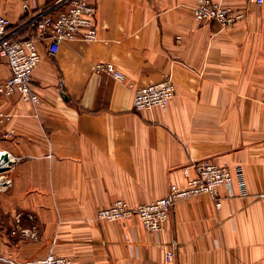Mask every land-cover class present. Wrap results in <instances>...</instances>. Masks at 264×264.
Here are the masks:
<instances>
[{"label":"crops","instance_id":"1","mask_svg":"<svg viewBox=\"0 0 264 264\" xmlns=\"http://www.w3.org/2000/svg\"><path fill=\"white\" fill-rule=\"evenodd\" d=\"M56 0H34L38 9ZM246 19L233 28L195 20L196 0H97L98 40L39 45L34 107L0 95V150L19 159L0 192V264L51 253L74 264H264V6L218 0ZM17 25L21 0H0ZM114 64L117 81L92 72ZM0 58V84L11 77ZM170 77L167 111L137 112L136 88ZM212 160L243 170L220 189L177 204L164 233L138 218L98 221L118 200L137 208L186 186L183 169ZM36 234L13 235L18 225ZM174 260H167L169 252Z\"/></svg>","mask_w":264,"mask_h":264},{"label":"built area","instance_id":"2","mask_svg":"<svg viewBox=\"0 0 264 264\" xmlns=\"http://www.w3.org/2000/svg\"><path fill=\"white\" fill-rule=\"evenodd\" d=\"M27 16L22 23L13 25L8 17L0 15V58L6 60L11 68V77L0 84V95L21 99L34 107L42 104L40 96L33 90V75L41 62L39 45H48V52L56 56L66 42L82 40L93 43L98 40L97 0H56L49 7L38 9L34 0H21ZM257 6H264V0H246ZM194 17L197 22H216L222 28H233L246 19V14L218 0H196ZM92 72L108 75L117 81H124L125 75L112 63L100 62L92 66ZM176 95V85L167 77L158 84L136 88L134 108L137 112L160 108L167 111ZM10 115L0 112V128L10 121ZM1 151L0 157V192H6L13 186L12 172L19 159L7 151ZM8 154L5 162L2 157ZM187 180L186 186L172 185L169 195L150 204L137 208L118 200L111 206L98 211L97 220L121 222L133 218L141 221L145 230L151 233H164L172 212L177 204L200 195L211 197L218 210L222 207L220 189L231 187L238 176L242 191H246L243 170L236 172L229 166H220L212 160L195 162L183 169ZM18 225L13 235L21 233L24 237L34 238L36 234L23 230ZM167 260H174V252H169ZM24 264H74L73 260L51 253L37 262Z\"/></svg>","mask_w":264,"mask_h":264},{"label":"water","instance_id":"3","mask_svg":"<svg viewBox=\"0 0 264 264\" xmlns=\"http://www.w3.org/2000/svg\"><path fill=\"white\" fill-rule=\"evenodd\" d=\"M2 160L5 161V162H8V160H9V156H8V154H5V155L2 157Z\"/></svg>","mask_w":264,"mask_h":264},{"label":"bare ground","instance_id":"4","mask_svg":"<svg viewBox=\"0 0 264 264\" xmlns=\"http://www.w3.org/2000/svg\"><path fill=\"white\" fill-rule=\"evenodd\" d=\"M0 157H1V151H0Z\"/></svg>","mask_w":264,"mask_h":264},{"label":"trees","instance_id":"5","mask_svg":"<svg viewBox=\"0 0 264 264\" xmlns=\"http://www.w3.org/2000/svg\"><path fill=\"white\" fill-rule=\"evenodd\" d=\"M23 21H24V20H22V22H23ZM22 22H21V23H22Z\"/></svg>","mask_w":264,"mask_h":264}]
</instances>
